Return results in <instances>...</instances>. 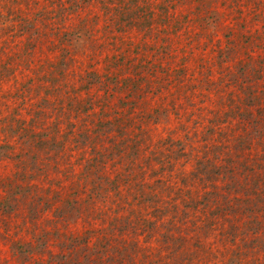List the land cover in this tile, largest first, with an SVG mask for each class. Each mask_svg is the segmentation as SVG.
<instances>
[{
	"label": "trees",
	"instance_id": "obj_1",
	"mask_svg": "<svg viewBox=\"0 0 264 264\" xmlns=\"http://www.w3.org/2000/svg\"><path fill=\"white\" fill-rule=\"evenodd\" d=\"M0 264H264V0H0Z\"/></svg>",
	"mask_w": 264,
	"mask_h": 264
}]
</instances>
